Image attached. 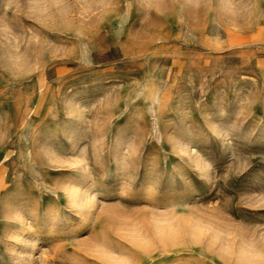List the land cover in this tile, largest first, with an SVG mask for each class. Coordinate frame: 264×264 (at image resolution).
Returning a JSON list of instances; mask_svg holds the SVG:
<instances>
[{
	"label": "rangeland",
	"instance_id": "1",
	"mask_svg": "<svg viewBox=\"0 0 264 264\" xmlns=\"http://www.w3.org/2000/svg\"><path fill=\"white\" fill-rule=\"evenodd\" d=\"M0 264H264V0H0Z\"/></svg>",
	"mask_w": 264,
	"mask_h": 264
}]
</instances>
